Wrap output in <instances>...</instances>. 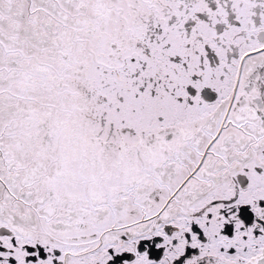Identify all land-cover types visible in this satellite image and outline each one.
Returning <instances> with one entry per match:
<instances>
[{"label":"snow or ice","instance_id":"snow-or-ice-1","mask_svg":"<svg viewBox=\"0 0 264 264\" xmlns=\"http://www.w3.org/2000/svg\"><path fill=\"white\" fill-rule=\"evenodd\" d=\"M0 264H264V0H0Z\"/></svg>","mask_w":264,"mask_h":264}]
</instances>
